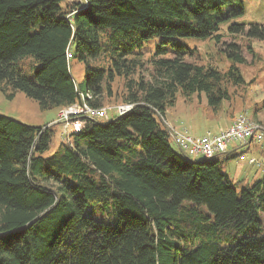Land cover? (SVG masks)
<instances>
[{
    "label": "trees",
    "instance_id": "trees-1",
    "mask_svg": "<svg viewBox=\"0 0 264 264\" xmlns=\"http://www.w3.org/2000/svg\"><path fill=\"white\" fill-rule=\"evenodd\" d=\"M245 11L244 0H0L7 97L22 91L58 112L109 107L123 79L113 105H132L63 133L50 155L61 123L0 113V264H264V176L235 183L221 167L226 154L184 156L158 116L166 121L179 93H204L215 112L231 99L230 85L245 82L240 46L229 44L221 71L193 60L185 39L219 43L221 26ZM228 30L264 39L259 23ZM25 58L37 61L31 72Z\"/></svg>",
    "mask_w": 264,
    "mask_h": 264
},
{
    "label": "rangeland",
    "instance_id": "rangeland-1",
    "mask_svg": "<svg viewBox=\"0 0 264 264\" xmlns=\"http://www.w3.org/2000/svg\"><path fill=\"white\" fill-rule=\"evenodd\" d=\"M67 1L71 0H65V2ZM244 2L245 13L232 21L244 23L245 25L259 23L264 26V0H244ZM230 23L221 26L219 33H221L222 41L219 43H216L212 38H188L185 41L197 50L196 58H193V60L202 64L215 65L221 71H226L230 65L227 54L229 44L232 42L237 43L245 58V63L240 65L245 82L241 85H230L231 99L225 100L218 112L213 111L209 107L204 93L193 94L189 99L179 93L176 103L169 106L166 111V121H168L169 127L171 124L177 130L187 131L195 136L203 135L208 131L216 133L219 130L220 123H222V116L233 110L232 112L234 113L245 112L250 117H253L255 107L264 100V39H249L245 33H230L228 30ZM249 45L252 46L254 51H251ZM148 56L149 54L146 53L145 57ZM23 64L25 69L31 72L34 66L37 65V61L33 58H25ZM83 67L82 63L76 60L73 61V70L76 76H79L80 72L83 71ZM149 69L150 66L148 64L143 70V74L147 77L149 76ZM114 88L118 90V97L106 102L112 105L122 102L120 95L124 89V80L117 79L114 83ZM0 113L33 125H52L58 122L56 121L58 108L42 109L36 100L29 98L22 91H16L14 97L9 98L0 89ZM115 114L111 109L109 110V117L101 118V120L108 121L119 115L115 116ZM259 117L264 120V110ZM54 128L56 132L51 149L47 152L48 155L58 150L64 144L63 141L66 142L61 125L55 124ZM172 144L176 146L175 143ZM248 146L246 147L248 148ZM250 146L251 148L246 151L244 147L241 148L240 150L244 149L241 155L250 154L253 151L264 159V148H262V153L261 149L256 148L254 144ZM190 157L203 159L202 156L190 155ZM232 160L233 158L231 157L224 159L221 167L231 177L232 181L237 183L239 180L235 176V168L228 167ZM227 163L229 164L228 166ZM90 212H98V210L93 205H89L86 213L89 214Z\"/></svg>",
    "mask_w": 264,
    "mask_h": 264
},
{
    "label": "built area",
    "instance_id": "built-area-1",
    "mask_svg": "<svg viewBox=\"0 0 264 264\" xmlns=\"http://www.w3.org/2000/svg\"><path fill=\"white\" fill-rule=\"evenodd\" d=\"M131 107V104L95 107L83 101L61 108L57 121L61 123L63 133L67 135L71 131L79 132L89 119L108 118L111 109L116 114H122ZM170 129L179 148L188 155L204 158H214L226 154L230 143L249 144L255 142L261 144L264 142V127L245 112L238 114L229 126L220 128L216 133L207 132L195 136L187 131H179L171 125ZM240 159L244 160L245 155H240ZM249 161L253 162L255 158H250Z\"/></svg>",
    "mask_w": 264,
    "mask_h": 264
},
{
    "label": "crops",
    "instance_id": "crops-1",
    "mask_svg": "<svg viewBox=\"0 0 264 264\" xmlns=\"http://www.w3.org/2000/svg\"><path fill=\"white\" fill-rule=\"evenodd\" d=\"M262 111L263 110L257 112L256 114L254 112V116L252 118L261 121L262 125L264 126V120L259 117ZM237 114L238 112L236 113L230 112L227 115L222 116V123H220L219 129L229 126ZM166 123L167 125H169L168 121H166ZM208 132L214 133L212 131H208ZM251 144H254L256 148L261 149V152L263 153L262 148H264V142L261 144L255 142L249 144L230 143L228 145V149L226 152L227 157H225V159L230 157L233 158L232 162H230V166H228L229 165L228 163L227 166L235 168V176L237 180L242 181L243 183L245 182L252 183L255 180L264 176V159H262V157L259 156V154L256 155L253 151H251L250 154L245 155L246 158L244 160L239 158V156L243 154L244 149L246 151L251 148L250 146ZM247 145H249L248 148L246 147ZM243 147L244 149L240 150ZM250 158H255V161L250 162L249 161Z\"/></svg>",
    "mask_w": 264,
    "mask_h": 264
},
{
    "label": "water",
    "instance_id": "water-1",
    "mask_svg": "<svg viewBox=\"0 0 264 264\" xmlns=\"http://www.w3.org/2000/svg\"><path fill=\"white\" fill-rule=\"evenodd\" d=\"M122 114H123V113H122ZM120 115H121V114H119L118 117H119ZM158 116H159L160 120L163 122L164 126H165L168 130L171 131L170 127L167 125V123H166V121L164 120V118H163L160 114H158ZM180 152H181L184 156L189 157V155H188L184 150H182L181 148H180Z\"/></svg>",
    "mask_w": 264,
    "mask_h": 264
}]
</instances>
